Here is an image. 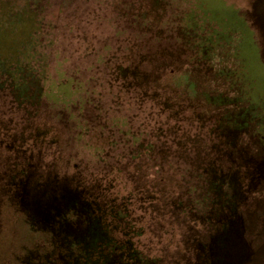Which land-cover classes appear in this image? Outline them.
<instances>
[{
    "label": "rangeland",
    "instance_id": "374dc122",
    "mask_svg": "<svg viewBox=\"0 0 264 264\" xmlns=\"http://www.w3.org/2000/svg\"><path fill=\"white\" fill-rule=\"evenodd\" d=\"M0 264H264V0H0Z\"/></svg>",
    "mask_w": 264,
    "mask_h": 264
}]
</instances>
